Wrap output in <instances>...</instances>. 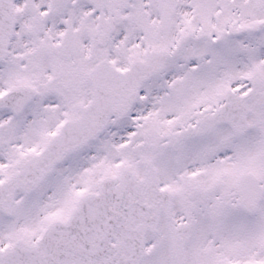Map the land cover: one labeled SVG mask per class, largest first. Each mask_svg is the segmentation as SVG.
I'll return each mask as SVG.
<instances>
[{"label": "snow or ice", "instance_id": "6c2138e0", "mask_svg": "<svg viewBox=\"0 0 264 264\" xmlns=\"http://www.w3.org/2000/svg\"><path fill=\"white\" fill-rule=\"evenodd\" d=\"M0 264H264V0H0Z\"/></svg>", "mask_w": 264, "mask_h": 264}]
</instances>
